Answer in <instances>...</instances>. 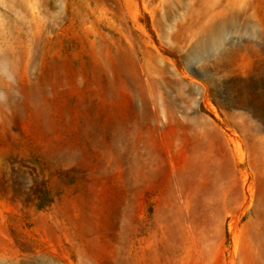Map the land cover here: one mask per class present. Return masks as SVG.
<instances>
[{"label": "rangeland", "instance_id": "1", "mask_svg": "<svg viewBox=\"0 0 264 264\" xmlns=\"http://www.w3.org/2000/svg\"><path fill=\"white\" fill-rule=\"evenodd\" d=\"M0 264H264V0H0Z\"/></svg>", "mask_w": 264, "mask_h": 264}]
</instances>
